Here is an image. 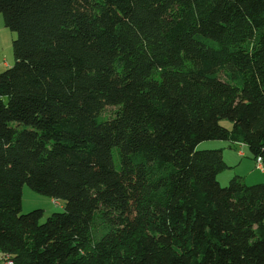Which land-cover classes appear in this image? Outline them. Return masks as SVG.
<instances>
[{"label":"trees","instance_id":"16d2710c","mask_svg":"<svg viewBox=\"0 0 264 264\" xmlns=\"http://www.w3.org/2000/svg\"><path fill=\"white\" fill-rule=\"evenodd\" d=\"M0 252L13 264H264V0H0ZM229 120L228 128L221 124ZM206 148V147H204ZM64 202L21 212L22 186Z\"/></svg>","mask_w":264,"mask_h":264},{"label":"rangeland","instance_id":"374dc122","mask_svg":"<svg viewBox=\"0 0 264 264\" xmlns=\"http://www.w3.org/2000/svg\"><path fill=\"white\" fill-rule=\"evenodd\" d=\"M15 37V32L9 30L8 27L4 25V20L2 14H0V56L6 57L12 53L13 55V50H12V41ZM11 66V65H10ZM221 124L230 127L231 123L229 120H222ZM222 140H204L198 143L196 146V149L202 150V149H209V148H204V147H218L221 146L222 143L224 142H219ZM252 169L255 171V173L259 174V169L255 170L252 166ZM227 171H231L232 176H234L235 171H233L232 168H225L224 170L220 171L217 175V181L221 186L227 185L229 182V179H226V183H220V180L222 182L223 178V173H228ZM264 175V174H260ZM242 177V176H241ZM220 179V180H219ZM244 180V179H243ZM245 182V181H244ZM260 182V181H258ZM264 182V181H262ZM246 183V182H245ZM246 184H252V183H246ZM40 208L43 210V216L41 221H44L47 216L52 214L53 212H61L64 210V202L59 199H54L51 198L45 194L39 193L32 188H30L27 184H24L22 186V197H21V212L26 213L28 211H31L33 209ZM0 264H7L4 260L1 259L0 257Z\"/></svg>","mask_w":264,"mask_h":264},{"label":"crops","instance_id":"0c3cea01","mask_svg":"<svg viewBox=\"0 0 264 264\" xmlns=\"http://www.w3.org/2000/svg\"><path fill=\"white\" fill-rule=\"evenodd\" d=\"M14 62V56L12 53L6 57L0 56V71L9 67ZM219 142H224L221 144V146L218 147H206V148H220L222 150V156L223 159L227 165V168H232L233 171H235L234 175L242 176L244 181L246 183H258V181L262 182L264 181V170H259V174L255 173V171L252 169V166L255 170L257 168L255 167V159L250 156L248 152V148L246 145L242 143H233L227 140H222ZM228 173H223L224 180H220V183H226L225 178L229 179V177H232L231 171H227Z\"/></svg>","mask_w":264,"mask_h":264},{"label":"built area","instance_id":"2783aa9c","mask_svg":"<svg viewBox=\"0 0 264 264\" xmlns=\"http://www.w3.org/2000/svg\"><path fill=\"white\" fill-rule=\"evenodd\" d=\"M255 167L261 171L264 170V163L260 156L255 157ZM0 257L4 260L7 264H13L11 257L8 253L0 252Z\"/></svg>","mask_w":264,"mask_h":264},{"label":"clouds","instance_id":"9594fccd","mask_svg":"<svg viewBox=\"0 0 264 264\" xmlns=\"http://www.w3.org/2000/svg\"><path fill=\"white\" fill-rule=\"evenodd\" d=\"M255 159V158H254Z\"/></svg>","mask_w":264,"mask_h":264}]
</instances>
